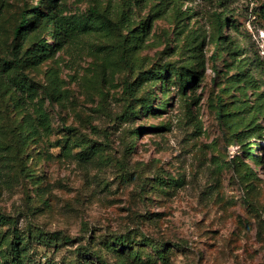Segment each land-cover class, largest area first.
Masks as SVG:
<instances>
[{"label": "rangeland", "instance_id": "rangeland-1", "mask_svg": "<svg viewBox=\"0 0 264 264\" xmlns=\"http://www.w3.org/2000/svg\"><path fill=\"white\" fill-rule=\"evenodd\" d=\"M35 6L74 19V39L54 46L49 26V57L18 69L5 57ZM262 63L264 0H9L0 210L15 223H0V250L17 232L25 264H103L94 253L107 264H264ZM128 75L139 113L123 117ZM39 111L51 129L32 134L26 115ZM10 123L31 139L16 143ZM121 235L130 244L107 246Z\"/></svg>", "mask_w": 264, "mask_h": 264}, {"label": "trees", "instance_id": "trees-1", "mask_svg": "<svg viewBox=\"0 0 264 264\" xmlns=\"http://www.w3.org/2000/svg\"><path fill=\"white\" fill-rule=\"evenodd\" d=\"M9 0H0V19L3 15V12L8 4ZM222 15H227L226 12H223ZM226 21L228 22V17H226ZM49 26H52L53 35L55 38V45L63 46L67 43H70L72 39H74V28H75V21L74 19L67 18L66 16H61L56 8H52L50 12L42 10L39 6H35L30 11V8L25 7L21 12V19L14 29V37L11 51L6 55L5 61L7 63H14L18 69H22L23 67L27 66L28 64H37L39 65L45 59H47L50 53L53 51L54 46L47 44L46 40L42 38L41 33L44 29L48 30ZM146 31V27H142L139 31V35L143 34ZM31 40L33 43L31 48L25 49V45L27 42ZM129 47V40L126 38H120L118 44H116V48L118 49L119 59L120 61L126 66V68L131 73L133 71V64L131 63L130 59L127 56V49ZM263 65L264 64H260ZM142 73V72H141ZM147 72H144L146 74ZM135 82L131 80V76L128 75L124 81L123 85V92H122V100L124 111L122 113L123 117H130L131 115H136L139 113V110L135 107L134 102L137 99L135 96ZM8 88V81L6 78L0 74V94L4 95V88ZM150 97L152 95L150 94ZM27 124L32 129V134L38 133V126H41L46 131H50L51 124L50 120L47 118V115L43 111H39L38 120L32 116V114L26 115ZM9 128L12 132V139L16 143H24L27 138L31 139V136H27L24 134V130L26 127L22 126L21 124H9ZM73 131L72 128H69ZM133 137L131 141V148H133L136 144V138L142 133V131L135 129L133 130ZM92 139L88 136H85L84 140L81 141V145L84 147V150L92 151L91 144ZM239 162L243 163V161L239 158ZM250 167H247L248 169ZM250 172V171H249ZM248 172V173H249ZM247 174V172L245 173ZM161 181H165L164 178H160ZM0 223L2 225H12L15 223V220L11 218V216L6 215L1 212L0 210ZM59 233H54L52 237H58ZM13 241L8 242L7 248L0 250V264H25L23 253L20 249V241L21 237L14 232L13 234ZM18 239L15 241L14 239ZM62 238L66 241H69V237L64 235ZM113 240L114 244H110V241ZM108 241L107 246H118L125 244H130V239L127 236H115ZM143 246L149 244L155 247V242L152 241L150 238H143L142 242ZM116 244V245H115ZM160 251V250H159ZM93 254V253H92ZM158 254L163 256V254ZM96 258L100 260L103 264H107L105 260H103L102 256L94 253ZM137 256V255H136Z\"/></svg>", "mask_w": 264, "mask_h": 264}]
</instances>
